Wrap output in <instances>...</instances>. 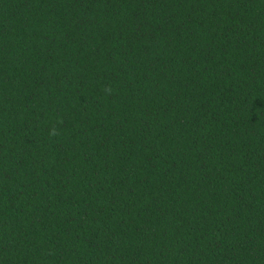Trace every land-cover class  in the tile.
Returning <instances> with one entry per match:
<instances>
[{
  "label": "trees",
  "instance_id": "obj_1",
  "mask_svg": "<svg viewBox=\"0 0 264 264\" xmlns=\"http://www.w3.org/2000/svg\"><path fill=\"white\" fill-rule=\"evenodd\" d=\"M0 264H264V0H0Z\"/></svg>",
  "mask_w": 264,
  "mask_h": 264
},
{
  "label": "clouds",
  "instance_id": "obj_2",
  "mask_svg": "<svg viewBox=\"0 0 264 264\" xmlns=\"http://www.w3.org/2000/svg\"><path fill=\"white\" fill-rule=\"evenodd\" d=\"M49 134H50V136H56V135H58V130L55 127H53V128H51Z\"/></svg>",
  "mask_w": 264,
  "mask_h": 264
}]
</instances>
